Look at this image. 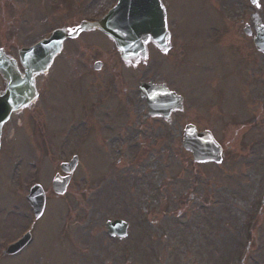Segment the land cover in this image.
Instances as JSON below:
<instances>
[{"label":"rangeland","instance_id":"obj_1","mask_svg":"<svg viewBox=\"0 0 264 264\" xmlns=\"http://www.w3.org/2000/svg\"><path fill=\"white\" fill-rule=\"evenodd\" d=\"M0 1V15L4 13L0 17V35L7 38L13 35L12 41L3 39L0 44L7 45L14 57L18 48L35 43L52 24L59 23L51 16V23L44 25L49 22L43 20L44 14L54 10L46 3L54 0H13L10 4ZM163 1L170 5V0ZM205 3L172 0L171 9L176 15L172 18L179 26L172 41L178 51L162 56L152 53L149 64L129 68L127 74L137 71L140 78L161 81L173 74L180 78L187 67L200 76H207L208 71L215 74L225 70L228 76L223 84L227 85L236 79V76L231 79L229 74L244 50L259 63L255 71L263 74L264 62L252 54L247 42L243 45L242 29H233L224 21L245 14L248 21L255 14L264 25V0H258L259 8L251 6L248 0H205ZM60 20L65 24L64 18ZM219 20L224 22L221 26ZM176 23L170 20V27ZM220 34L225 37L217 47L224 50L220 58L223 70L219 69L222 64L214 54L208 56L191 46L197 45V39L202 44L204 38L214 35L213 39H218ZM232 34L237 35V44L234 53L227 55H235L230 61L225 58V51L231 50ZM89 40L96 46L101 45L98 43L108 46L100 35H91ZM186 44L194 48L188 56L183 49ZM195 50L200 52L193 53ZM97 51L91 44L66 45L52 70L37 78L39 99L14 116L15 121L18 117H30L29 125L33 127L41 117L46 125L44 131L32 132L26 142L23 138L16 139L18 144L14 145L8 138L10 130L0 149V247L23 233L33 220L24 200L28 186L40 183L47 191L46 211L33 228L29 255L26 251L20 253L15 258L17 261L9 263L57 264V259L62 258V264H238L241 250L249 241L245 264H264L261 202L264 142L261 138L251 147L250 131L236 132L232 124L224 125L226 121L233 123L231 117H191V121H200V127L210 128L225 148L221 163H195L180 148L183 117H173V122L168 124L146 117H103L95 105L101 97L92 98V95L98 94L95 89L105 80L104 74H92L89 68L95 60L102 61L107 68L105 62L111 59L98 56ZM252 66L253 63L244 70L243 82L247 88L252 84L248 76ZM114 68L119 69V65ZM210 78L217 80L214 75ZM122 80L129 82L127 75ZM130 83L129 87H135L133 81ZM179 85L176 81L174 88ZM249 90L247 105H252L249 100L257 90ZM257 107L261 111L260 103ZM258 114L264 117V112ZM115 119L120 121L112 130L107 121L114 125ZM122 120L124 131L119 125ZM154 122L159 128H152ZM85 125L90 133L82 145L79 137H85ZM49 129L58 135L48 132ZM137 129V142L142 148L139 150L134 140ZM120 133H124V140ZM45 134L48 135L43 137ZM70 140L74 145L78 143L73 152L77 151L80 161L65 194L55 198L50 182L58 171L56 161L63 157L66 160L72 154L68 150L60 152L59 147L70 146ZM39 168L41 172L37 171ZM114 217L126 219L130 224L128 235L117 244L99 230L101 222ZM148 237L153 243H148Z\"/></svg>","mask_w":264,"mask_h":264},{"label":"flooded vegetation","instance_id":"obj_2","mask_svg":"<svg viewBox=\"0 0 264 264\" xmlns=\"http://www.w3.org/2000/svg\"><path fill=\"white\" fill-rule=\"evenodd\" d=\"M115 0H66V7L64 8V12L61 10L54 13V18H56L59 23L56 28H72L71 26H76L80 24L86 17H93L99 15V11L104 8V5H108L113 3ZM173 14V12H171ZM61 18L65 19V24L61 23ZM223 20L219 21V26L222 25ZM231 28L242 29L243 32V45L247 42L252 49V54L259 56V60L264 62V52H260L255 49L254 45V34L252 33H244L245 28L247 27L250 30L254 29L253 23L246 25H236L237 23L224 21ZM223 22V23H224ZM56 24V23H54ZM215 26V25H214ZM219 26H215L219 27ZM247 30V29H246ZM87 32H80L73 41H77L78 39L85 40ZM102 35V34H100ZM172 37H176V32L173 31L170 33L167 42L169 43L168 47L169 52L178 51L175 47V42L172 41ZM214 35H210L207 38H204L201 44V39H197V45H191L196 49L203 50L206 55L214 54L220 63V58L222 57V53L224 50L217 49L218 44L220 45L222 38L225 39L222 34L218 36V39H213ZM229 37L232 38L231 43L229 44L231 50L225 51L226 56L233 54L235 51V47L237 44V35L236 37L232 34ZM212 39V40H211ZM210 40V41H209ZM192 43H196V40H190ZM211 42L210 44L208 43ZM151 41L148 40L146 42V47L148 51H150L151 47H153ZM193 47H189L186 44L184 51L188 56V53L193 50ZM245 47V46H244ZM155 48V47H153ZM111 57H117L118 52L115 50V47L112 46L109 49ZM244 50L239 54V57L235 63V68L230 72L229 77L232 79L236 76V79L231 80L225 83L224 80L227 78V73L224 68V64L221 62L222 66L219 67L220 70L218 73L212 74L209 71L206 72L207 76H200L196 72L191 73L190 68L187 67V70L182 73V76L178 78L177 74H173L168 80H162V82L157 83L156 79L152 80V83L156 84H164L168 90L176 92V94H180L181 101L174 106L171 110L170 114L166 117H183L184 123H190L191 117H231L233 123L226 121L224 125H233L236 127V132L241 131L243 129H247L250 131V134L253 136V139L261 138V141L264 142V117L258 112H264V93L258 94V90H264V69L263 74L255 71L259 63L254 59V57H249L250 53H246ZM200 52L195 50L193 53ZM203 54V53H202ZM218 54V55H216ZM189 55H192L191 53ZM225 58L227 60L232 59L235 55L227 56ZM204 57V54H203ZM261 57V58H260ZM231 61V60H230ZM225 62V61H224ZM253 63V66L248 71L249 79L252 84L250 87H246L244 78H246L244 70L249 66V64ZM193 65V64H192ZM264 65V64H263ZM194 66V65H193ZM183 67V63H182ZM181 67V68H182ZM196 68V67H194ZM101 69V68H100ZM109 73L112 72L115 68L111 65L108 67ZM184 70V68H182ZM236 72H235V71ZM196 71V69H194ZM107 73V72H104ZM114 74V72H112ZM185 73V76H184ZM217 77V80L213 81L211 76ZM114 80L112 83L104 84L102 87L103 94L102 96L106 99L107 103L112 105L113 111L112 113L115 117H133L136 114L137 102L136 96L139 92H135L136 89L134 87H126L123 84V81L119 75H113ZM181 83L178 88H174L175 82ZM1 83V82H0ZM257 90L254 96L251 97L249 102L252 105H247L248 97L247 93L250 91L249 89ZM252 90V91H253ZM137 91V90H136ZM261 105V111L258 110L257 104ZM250 106V107H249ZM257 107V109H256ZM108 112L110 111V107L108 105ZM129 112V113H128ZM144 117H149L147 114ZM153 117H163V116H153ZM246 117V118H245ZM25 117H19V122L15 124V118L11 117L1 129V136L5 138L7 133L12 128L16 126H24L28 119H24ZM201 119V118H200ZM199 119V120H200ZM15 124V126H13ZM104 229V227H103ZM102 231L106 232L105 229Z\"/></svg>","mask_w":264,"mask_h":264},{"label":"water","instance_id":"obj_3","mask_svg":"<svg viewBox=\"0 0 264 264\" xmlns=\"http://www.w3.org/2000/svg\"><path fill=\"white\" fill-rule=\"evenodd\" d=\"M157 0H140L138 8L141 10L139 15V23L135 25V21L127 19L133 18V15L124 16L121 12L124 8L120 1L118 6L112 11L109 17L117 18L116 24L126 27L127 31L133 34L135 26L138 25V39L145 38L148 35H158L163 30V22L157 17ZM163 19V18H162ZM89 27H98L109 35H113L118 47L122 48L126 53L127 44L137 41V39L127 38L119 39L115 32L107 29L104 23L92 24ZM141 34V36H140ZM64 38L62 33H56L46 42H41L35 47L19 52L20 64L24 68V75L19 74L14 61L5 59L0 60V73L5 81V91L0 94V117H8L10 112L15 111L22 106L30 103L35 97L34 75L44 72L51 62L53 56L58 52ZM127 47V46H126ZM129 58L128 56L125 57ZM183 145L189 149L195 160H215L219 161V147L216 145L209 133H196L193 129H187L184 135ZM30 200V197H29ZM40 203V201H39ZM43 204V197H42ZM41 204V206H42ZM41 207L39 209V212Z\"/></svg>","mask_w":264,"mask_h":264},{"label":"snow or ice","instance_id":"obj_4","mask_svg":"<svg viewBox=\"0 0 264 264\" xmlns=\"http://www.w3.org/2000/svg\"><path fill=\"white\" fill-rule=\"evenodd\" d=\"M252 3L257 7L259 8L260 7V4L258 3V0H252ZM79 31H83L82 28H79V29H76V28H70L67 30L68 34L71 36L73 33L75 32H79ZM59 43H63V41H60Z\"/></svg>","mask_w":264,"mask_h":264}]
</instances>
